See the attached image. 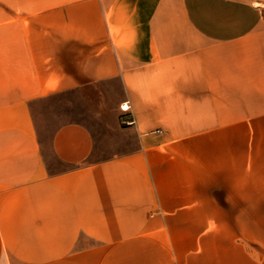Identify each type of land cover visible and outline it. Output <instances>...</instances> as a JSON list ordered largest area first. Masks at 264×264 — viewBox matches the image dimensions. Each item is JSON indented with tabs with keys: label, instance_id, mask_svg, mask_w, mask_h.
<instances>
[{
	"label": "crops",
	"instance_id": "crops-1",
	"mask_svg": "<svg viewBox=\"0 0 264 264\" xmlns=\"http://www.w3.org/2000/svg\"><path fill=\"white\" fill-rule=\"evenodd\" d=\"M258 11L0 0V264H264V190L246 163L223 172L203 156L248 130V86L264 83V48L246 40ZM111 78L130 140L94 156L93 132L67 120L45 150L33 104Z\"/></svg>",
	"mask_w": 264,
	"mask_h": 264
},
{
	"label": "rangeland",
	"instance_id": "rangeland-1",
	"mask_svg": "<svg viewBox=\"0 0 264 264\" xmlns=\"http://www.w3.org/2000/svg\"><path fill=\"white\" fill-rule=\"evenodd\" d=\"M245 1V0H244ZM250 1V0H248ZM256 1L259 8L260 24L258 31L246 40L255 47L264 48V0ZM255 49V48H254ZM259 58V54H256ZM261 55H264L263 50ZM258 63V60L255 59ZM258 64L264 65L263 62ZM263 75L264 70L262 69ZM260 73V71H259ZM264 81V76L257 81ZM248 130L244 134L219 135L218 151L204 152V160L217 158L221 171L229 164H235L236 173H250L254 190H264V83L248 86ZM121 79L111 78L101 82H88L83 87L67 93L40 99L33 104L32 112L36 121V130L45 150L53 129L67 120L86 125L94 137V156H104L115 151L122 142L130 140V135L118 132L116 127L122 125L120 103L123 101ZM223 131V130H219ZM213 139V138H212ZM244 161V163H243Z\"/></svg>",
	"mask_w": 264,
	"mask_h": 264
},
{
	"label": "built area",
	"instance_id": "built-area-1",
	"mask_svg": "<svg viewBox=\"0 0 264 264\" xmlns=\"http://www.w3.org/2000/svg\"><path fill=\"white\" fill-rule=\"evenodd\" d=\"M120 109L121 110H128L129 109V104H128L127 100L122 101L120 103ZM156 130L159 131V129H156Z\"/></svg>",
	"mask_w": 264,
	"mask_h": 264
}]
</instances>
